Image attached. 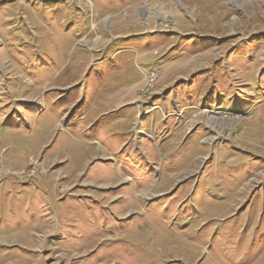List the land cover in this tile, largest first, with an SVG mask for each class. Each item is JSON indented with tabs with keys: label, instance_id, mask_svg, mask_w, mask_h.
Instances as JSON below:
<instances>
[{
	"label": "rangeland",
	"instance_id": "rangeland-1",
	"mask_svg": "<svg viewBox=\"0 0 264 264\" xmlns=\"http://www.w3.org/2000/svg\"><path fill=\"white\" fill-rule=\"evenodd\" d=\"M0 264H264V0H0Z\"/></svg>",
	"mask_w": 264,
	"mask_h": 264
},
{
	"label": "built area",
	"instance_id": "built-area-1",
	"mask_svg": "<svg viewBox=\"0 0 264 264\" xmlns=\"http://www.w3.org/2000/svg\"><path fill=\"white\" fill-rule=\"evenodd\" d=\"M152 76H153V77H152ZM152 76H151V78H154V77H155V75H152Z\"/></svg>",
	"mask_w": 264,
	"mask_h": 264
}]
</instances>
